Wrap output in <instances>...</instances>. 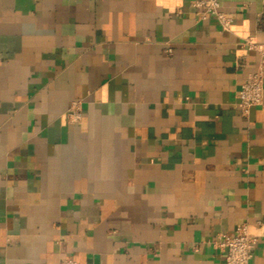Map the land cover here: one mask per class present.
Segmentation results:
<instances>
[{
    "label": "crops",
    "instance_id": "1",
    "mask_svg": "<svg viewBox=\"0 0 264 264\" xmlns=\"http://www.w3.org/2000/svg\"><path fill=\"white\" fill-rule=\"evenodd\" d=\"M195 1L0 0V264H225L243 222L264 264V0Z\"/></svg>",
    "mask_w": 264,
    "mask_h": 264
},
{
    "label": "built area",
    "instance_id": "2",
    "mask_svg": "<svg viewBox=\"0 0 264 264\" xmlns=\"http://www.w3.org/2000/svg\"><path fill=\"white\" fill-rule=\"evenodd\" d=\"M194 7L201 20L214 17L223 31L232 27L234 14L222 8L221 0H196ZM244 52L254 51L259 55L257 70L250 73L242 84L238 96L241 114L249 118L251 110L264 103V42L254 36H247L242 43ZM68 123L77 125L83 121L84 107L81 100H74L66 112ZM247 222L239 224L233 234H220L215 241L218 247L225 250V264H250L258 244ZM53 264H81L72 256H67Z\"/></svg>",
    "mask_w": 264,
    "mask_h": 264
}]
</instances>
